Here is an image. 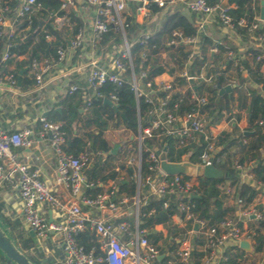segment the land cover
Wrapping results in <instances>:
<instances>
[{"label":"built area","instance_id":"obj_1","mask_svg":"<svg viewBox=\"0 0 264 264\" xmlns=\"http://www.w3.org/2000/svg\"><path fill=\"white\" fill-rule=\"evenodd\" d=\"M95 7V17L91 29L90 43L99 46L104 35L114 28L122 34V45L114 48L110 63H101L99 58H93L86 66L89 67L85 84L72 83L67 92L83 93V109L88 111L96 99L109 98L118 104V96L115 91L108 94L102 90L107 82H112L115 87L124 83H130L137 100L138 114L140 99L153 105L150 110V121L145 127L141 126L139 115V128L135 136L137 147L131 153L128 164L134 166L133 179L137 185V194L130 198L126 195L117 196L116 188L112 184L108 191L91 195L87 193L89 188H94L97 183L85 176V170L93 159L90 151H82L73 154L66 150V137L61 129V123L46 118H40L42 123V135L49 136L52 148L56 154L57 167L55 171V184L65 187L68 195L57 192L53 185L42 178L39 166L33 165L27 159L12 151V147H31L33 144V129L24 127L14 132L4 131L0 127V183L17 177V187L22 200V214L24 224L28 231H34L38 239H44L49 235L55 238V244L64 252L61 264H194L193 236L199 233L203 243L197 245V250L203 253L201 264H223L226 259L225 251L228 245H239L242 239L252 240L244 231L240 222L252 218H261L256 199L246 204L236 195L235 188L229 184L224 187L226 195H232L236 206L235 215L226 217L220 222L209 225L207 220L199 217L195 212V204L191 198L199 194L201 183L199 177L186 178L184 174L169 175L160 167L159 155L153 146L144 147L146 139L156 137H175L180 139L179 144L184 146L190 142H199L204 137L205 144L202 153L196 163L202 165H215L223 155H218L220 146L215 144L217 137L210 131L208 119L205 113L197 109L178 115L168 106L167 100L173 91V81L157 83L156 79H148L146 69L135 72L133 53L127 38L126 27L129 26L131 16L142 25L134 43L139 42L144 46L150 39L162 30L169 13L189 10L194 14L193 26L196 34L186 35L180 28H174L166 39V46L188 47L189 59L194 55H201L200 44L202 36L206 35V28L210 24H217L224 32L238 36V30H245L250 35L248 46L239 48L244 55L249 48L257 51L256 59L261 61V69L264 71V17H261V1L249 0L250 15L235 17L232 14L239 5L235 1L228 0H86ZM6 3L0 6V37L7 26L12 27L9 33L13 37L16 31H21L22 21H32V16L40 10L38 0H21L14 15L10 17L8 24L6 11L9 6ZM67 4L62 3V8ZM248 11V10H247ZM262 31L256 34V30ZM240 35V34H239ZM48 35H46V38ZM83 32L80 31L71 42V49L85 46ZM216 52L217 48H212ZM10 56L7 51L2 60ZM69 51L59 46L55 54L34 59L28 65L35 84L38 88L45 87L48 82L55 79L54 69L61 66L68 58ZM143 61L148 59L147 50L141 53ZM228 58L236 59V52L228 50ZM187 79L213 82L212 76H206L202 72L199 76H190L185 70L181 73ZM13 84L16 83L13 75L9 76ZM233 84V83H229ZM236 85V84H234ZM254 89L264 93L261 84L251 82ZM252 88V87H251ZM219 89V86H218ZM165 92L164 96L160 93ZM190 98L197 105L207 102L206 96L199 95L193 89ZM261 123H263L261 121ZM148 152V173L142 172V151ZM234 167L238 171L239 179L243 183L253 186L256 190L264 192V184L258 180L251 171V167L234 161ZM258 193V194H259ZM166 197L163 205L168 208L173 195L177 196V208L184 213V219L198 225L197 229H191L178 239L175 247H166L164 250L153 244L147 237V229L140 227V203L146 201L147 196ZM132 200V213H129V201ZM50 208L58 216L50 220L47 209ZM152 212V211H151ZM149 212V214L151 213ZM132 217V220L128 219ZM93 234L90 240L91 246L87 248L81 243V236L87 233ZM227 243H229L227 245ZM240 246V245H239ZM163 258L160 259V256Z\"/></svg>","mask_w":264,"mask_h":264},{"label":"trees","instance_id":"obj_2","mask_svg":"<svg viewBox=\"0 0 264 264\" xmlns=\"http://www.w3.org/2000/svg\"><path fill=\"white\" fill-rule=\"evenodd\" d=\"M235 1L239 7L232 11L235 17L250 15L251 10L249 0H230ZM40 4L46 6L58 14H63L60 10L61 0H38ZM10 3L12 11L8 14L14 15L19 6L18 0H0V6ZM248 10V11H247ZM73 14V11L70 12ZM131 22L126 27L127 38L129 42L133 43L131 51L133 53V62L135 64V72L139 73L142 69H146L148 79H154L156 76L166 71L167 59L163 57V51L173 50V57L175 66L169 69L171 74L175 73L174 87L171 91V97L167 100V104L175 114L183 115L185 112L192 109H197L205 113L208 119V126L215 125L222 121L226 115H233L232 103L237 101V107L247 110V119L249 129L253 132L251 134L243 135L238 129L237 125L233 127V132L229 130L222 131L215 138V144L220 146L218 155H223L214 164L218 168L226 171V178H204L200 179L201 188L198 197H192L191 201L195 204V212L199 217L207 220L209 225L216 224L226 217L235 215L236 208L228 207L225 204L224 186L226 182L231 187L235 188V193L241 197L246 204L252 203L258 196L259 191L253 186L243 183L239 179L238 171L234 167V161L238 160L241 164L251 167V171L256 178L264 184V93L260 90L249 87L244 84L247 81L261 84L264 87V71L261 69V61H257V51L249 48L244 55L237 53L235 47L230 46L229 43L215 42L212 38L203 35L200 44L201 55H194L188 63L190 51L186 50L184 46L168 47L166 46V39L169 33L174 28L182 29L186 35L196 34V29L189 17L182 11L169 13L167 20L164 23L162 30H160L155 37L150 39L149 44L144 46L139 42L134 43L142 25L135 21L134 18L128 16ZM39 19L33 15L32 21L29 25L28 20L22 21L23 29L19 33H15L13 37L7 39L6 36L0 37V61L1 50L8 45L11 55L26 54V59L21 61L22 64H28L34 59H41L47 56L46 49L49 47V53L55 54L56 47L61 41L55 40L49 42L46 39L47 34H54L58 36L56 31L50 24L46 26L47 30L40 27ZM78 28L74 30L76 33ZM262 31L261 28L256 30V34ZM238 33L249 39L250 35L245 30H238ZM122 45V34L120 31L111 28L105 35L101 43L103 52L112 51ZM229 46V47H228ZM217 48V52L211 54V48ZM234 49L236 52V59L227 60L224 57L225 51ZM147 50L148 59L143 61L141 53ZM247 69L250 77L247 79L242 76L241 70ZM187 71L190 76H199L205 71L206 76H212L213 82H206L200 79L201 83L197 86L196 91L199 95L206 96L207 102L202 105H197L191 100L190 95L193 91L194 84L190 82L185 76L181 75L183 71ZM23 82L31 83V80L24 79ZM229 83H236V86L230 93L220 94L218 86H224ZM177 87L186 90L175 91ZM102 90L107 94L115 91L118 96V109L115 110L110 105L104 103L103 99H96L93 101L92 107L86 112L81 111L83 105V93L75 92L66 95L60 99V110L54 109L46 118L61 123V129L66 137V150L73 154H79L82 151H90L92 153V163L86 168L85 173L92 182L107 183L108 180L113 179L117 181L119 192H123L126 196L132 198L136 195V183L131 179L132 171L130 167L126 168L127 181L119 178L120 171L115 170L117 160L119 158L120 149L113 154L112 144L106 137V131L111 128L124 126L126 129L137 133L139 128V115L141 119V126L145 127L150 121V110L153 105L140 99L139 114L137 107V100L130 83H124L120 87H115L112 82H107ZM166 93L161 92L164 96ZM236 118L240 114H235ZM261 121L263 123H261ZM132 147L127 149L125 156L130 151H134L137 147V141L131 140ZM180 139L175 137H164L158 139L152 137L146 139L144 147L158 146L160 148L167 147V158L169 161H182L185 156H189L190 160L196 163L200 154L203 151L205 140L201 136L199 142H190L187 145H180ZM148 152L144 149L142 151V172L148 173ZM258 161L254 165V162ZM120 168H124L120 165ZM189 178V176H185ZM88 191L92 195L103 192L102 186L89 188ZM167 200L166 197L147 196L146 201L140 203V227L147 229V237L153 243L158 245L161 249L166 247H175L177 240L182 238L186 232L184 228L180 227L173 221V216L179 214L184 217V213L177 208V196L173 195L170 199V205L165 208L163 203ZM258 211L261 213V218H255L250 221L249 229L246 230L247 235L252 237L253 251H264V206L262 204L256 205ZM0 205V223L7 231V233L14 239L17 246L33 261L35 264H51L45 253L34 249L35 253L30 251L31 248L36 247V239L27 232L22 222L19 219L12 220L2 213ZM152 211V212H151ZM149 212H151L149 214ZM242 222L240 226L242 228ZM162 224L167 231L166 234L162 230H157L156 225ZM191 228V227H190ZM243 229V228H242ZM245 231V230H244ZM94 237L89 232L81 236V243L90 248V240ZM203 243V239L199 233L193 236L194 244V264H201V257L203 253L197 250V245ZM248 252L239 245H228L226 247V259L223 264H247L245 256ZM164 264L165 258L161 260ZM14 264L0 251V264Z\"/></svg>","mask_w":264,"mask_h":264},{"label":"crops","instance_id":"obj_3","mask_svg":"<svg viewBox=\"0 0 264 264\" xmlns=\"http://www.w3.org/2000/svg\"><path fill=\"white\" fill-rule=\"evenodd\" d=\"M19 4L21 0H18ZM62 3H66V8H62V3L60 6V10L64 11L63 14H58L56 11L43 6L40 4V10L36 12L34 15L39 19L40 27L43 30H47L46 26L48 24L51 25L56 31H58V36L54 34H47L46 38L49 42H54L55 40L61 41L59 45H57L56 50L59 46H63L68 49L69 56L67 60L59 67L54 69L55 79L48 82V84L43 88H38L35 84V80L32 77L30 69L28 68V64H22L21 61L26 59V54L22 55H11L6 59L2 60L5 53L9 51L8 45H6L1 50V61H0V127L4 131L14 132L16 130H20L24 127H31L33 129V144L31 147H12V151L17 153L21 159H27L33 165L39 166L42 171V178L47 183L53 185L54 189L63 194L64 196L68 195V190L65 187L59 186L55 184V171L57 167V158L56 154L52 148L50 137L42 135V123L40 118L43 116H48L54 109L60 110L61 106L59 101L63 98L68 90V87L72 83H80L85 84L86 76L89 71V67L86 66L87 63L91 61L93 58H99L101 63L109 64L110 56L113 52L106 51L103 52V48L101 47V43L99 46H94L90 43V35L93 20L95 17V7L89 4L86 0H61ZM9 6L8 11H6V16L8 18V24L11 23L10 17L12 15L8 14L12 11V7L10 3L7 4ZM73 11V14L70 12ZM191 21L194 20V14L189 10H183ZM15 13V12H14ZM78 28V31L75 33L74 30ZM12 31V27L10 25L7 26L6 32L3 36H6L7 39L11 38L9 33ZM82 31L85 38V46L79 48L74 52L71 49V42L74 40L76 35ZM19 33V31H16ZM208 36L212 38L215 42H225L229 43L230 46H234L237 53L242 55V52L239 51V48L243 46H248L250 42L249 39H245L241 34L238 36L224 32L217 24L213 23L208 25L206 28ZM15 34V33H14ZM229 47V46H228ZM188 50V47H185ZM212 49V48H211ZM210 49V50H211ZM229 50V49H228ZM228 50L225 51L224 57L227 60L228 58ZM234 50V49H233ZM10 52V51H9ZM49 47L46 49L47 56L52 55L49 53ZM173 50L163 51L162 55L167 60L166 71L162 74L155 77L157 83L161 82H169L174 81L175 73L171 74L169 69L175 66V60L173 57ZM217 52V51H216ZM215 52L211 51V54ZM212 54V55H213ZM21 69H24L22 73H20ZM205 73V71H203ZM241 74L245 78H249L250 74L247 69H242ZM13 75L16 80V83L13 84L9 79V76ZM20 77V82L18 80ZM28 79L31 80V83H24L23 80ZM201 80H194V86H197L201 83ZM236 84V83H233ZM245 85L254 88L251 86V81H247ZM194 89V87H193ZM175 91H184L186 90V86L183 88L177 87L174 89ZM196 90V89H194ZM238 102L235 101L232 103L233 107V115H226V117L220 121L219 123L212 125L210 127V131L214 135H219L222 131L229 130L233 132V127L237 125L238 129L242 132L243 135L245 131H252L249 129L248 119H247V110L240 109L237 107ZM83 106V105H82ZM81 111L86 113L82 107ZM240 114V117L237 119L235 114ZM119 128H123L125 131L130 132L131 136L128 140H124L120 143V154L116 163L115 170L120 171L119 178L123 179V181H127V173L126 168L130 167L132 171V175L128 176L133 179L134 166L128 164V159L132 155L131 153L134 151H130V153L125 156V152L127 149L132 147L131 140L135 139L136 133L131 130L126 129L124 126H120L117 128H111L117 130ZM108 131V130H107ZM106 131V132H107ZM253 132V131H252ZM251 132V133H252ZM250 133V134H251ZM107 137V136H106ZM108 139V138H107ZM109 140V139H108ZM110 141V140H109ZM111 143V142H110ZM114 146V143H111ZM113 149V148H112ZM117 153V152H116ZM115 154V153H113ZM263 156H264V146H263ZM120 165H123L124 168H120ZM85 173V172H84ZM85 176L88 180L89 177L85 173ZM134 180V179H133ZM97 186H102L104 191H108L110 185H114L116 188V195H126L123 192H119V187L116 180L110 179L107 183L103 184L99 181L95 182ZM136 183V182H135ZM228 185L226 182L225 186ZM224 186V187H225ZM96 187V186H95ZM234 188V187H232ZM103 191V192H104ZM87 193L90 192L87 190ZM136 194H137V185H136ZM92 195V194H91ZM225 204L228 207L236 208L234 197L232 195H226L224 197ZM257 204H262L264 206V192H260L256 198ZM0 205L2 207V213L11 218L12 220L19 219L24 228L26 226L24 224V218L22 214V200L19 195V189L17 187V177L13 176L9 180H6L0 183ZM133 208L129 205V213H132ZM47 213L49 218H56L58 214L52 211L50 208L47 209ZM130 220L132 217L129 216ZM173 221L179 225L180 227L186 229L185 231H189L191 229H195V223L189 220L184 219V217L176 214L173 216ZM255 218H250L243 221L242 228L243 230L249 229L250 221ZM191 227V228H190ZM157 230H162L166 234V230L164 229L162 224H158L155 226ZM143 229V228H142ZM146 229V228H145ZM27 230V229H26ZM28 233L30 231L27 230ZM31 235V234H30ZM32 236V235H31ZM37 245L34 248H31L30 251L35 253L34 249H38L45 253L46 257L50 261L51 264H61V261L64 257V252L62 249L58 248L55 244V238L53 235H49L44 239H38L36 236H33ZM252 245V240H249ZM245 256V260L247 264H264V251L251 252Z\"/></svg>","mask_w":264,"mask_h":264},{"label":"water","instance_id":"obj_4","mask_svg":"<svg viewBox=\"0 0 264 264\" xmlns=\"http://www.w3.org/2000/svg\"><path fill=\"white\" fill-rule=\"evenodd\" d=\"M228 0L224 1L222 6L226 5ZM261 17H264V0L261 1ZM213 54V53H212ZM24 69H21L20 73L23 72ZM20 82V77H18ZM191 83H194L193 79H190ZM236 85L227 84L224 86H219V93H230ZM196 89V86H194ZM104 103L110 105L115 110L118 109V104L113 103L109 98H105ZM252 131H245V134H250ZM120 144L117 143L113 146L112 152L116 153ZM156 153L159 155L160 159V167L161 169L169 175H178L184 174L189 177H199L201 179L204 178H226L227 173L225 170L218 168L215 165H202L198 163H194L190 160L189 156H185L182 161L174 162L169 161L167 158V147L160 148L158 146L153 147ZM258 163V161L254 162V165ZM199 195L195 194L192 197H198ZM255 215L252 216L254 218ZM50 220H52L50 218ZM198 228V225H195V229ZM32 236H35L34 231H30ZM229 243H227L228 245ZM240 247L246 251L251 252L253 250L251 243L247 239H242L239 243ZM0 251L14 264H35L30 258L17 246L14 239L7 233L4 227L0 223ZM163 258V255L160 256V259Z\"/></svg>","mask_w":264,"mask_h":264},{"label":"rangeland","instance_id":"obj_5","mask_svg":"<svg viewBox=\"0 0 264 264\" xmlns=\"http://www.w3.org/2000/svg\"><path fill=\"white\" fill-rule=\"evenodd\" d=\"M167 60L169 61V58L166 57ZM106 136L107 138L110 140L111 143H114V144H117V143H121L123 142L124 140H128L129 137L131 136L130 132L128 131H125L123 128H119L117 130H114V129H109L107 132H106ZM136 136V135H135ZM134 136V137H135ZM133 145V144H132ZM135 153V152H133ZM129 205L131 206V203H132V200L130 199L129 201ZM132 208V207H131ZM12 264V263H10Z\"/></svg>","mask_w":264,"mask_h":264}]
</instances>
